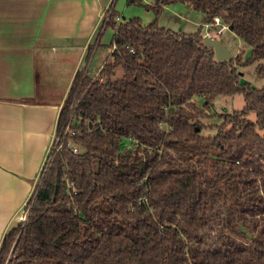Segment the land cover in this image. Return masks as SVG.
I'll return each mask as SVG.
<instances>
[{"label":"trees","instance_id":"trees-1","mask_svg":"<svg viewBox=\"0 0 264 264\" xmlns=\"http://www.w3.org/2000/svg\"><path fill=\"white\" fill-rule=\"evenodd\" d=\"M144 1L128 4L154 12L146 25L107 10L87 49L89 60L115 30L101 79L77 70L57 125L76 98L77 131L48 154L26 221L3 237L0 264H264V86L241 83L237 68L258 62L264 76V0ZM172 3L191 4L203 23L220 16L250 57L217 59L203 24L159 25ZM237 93L244 107L204 135L215 99Z\"/></svg>","mask_w":264,"mask_h":264},{"label":"crops","instance_id":"crops-1","mask_svg":"<svg viewBox=\"0 0 264 264\" xmlns=\"http://www.w3.org/2000/svg\"><path fill=\"white\" fill-rule=\"evenodd\" d=\"M111 7L120 19L137 12L128 0H0V245L38 184L75 74Z\"/></svg>","mask_w":264,"mask_h":264},{"label":"rangeland","instance_id":"rangeland-1","mask_svg":"<svg viewBox=\"0 0 264 264\" xmlns=\"http://www.w3.org/2000/svg\"><path fill=\"white\" fill-rule=\"evenodd\" d=\"M144 3H154V0H148L144 1ZM129 12L130 10H134L138 12L132 13H126V18L132 17H139L144 24V21L146 23L150 22L149 15L153 14V20H155V14L153 11L146 9L143 5H129L128 4ZM187 4L183 3H172L169 5H166L161 12V14L158 17V23L161 26H164L166 28H170L173 30H184L186 32H194L197 31L200 26H202V33H206L207 27L205 23H203L204 13L201 11L186 7ZM130 14V15H129ZM149 20V21H148ZM152 20V21H153ZM212 31L215 29H211ZM113 36V29L111 27H108L106 31L102 35L101 39V45L97 47V51L93 54V58L91 60V63L89 64V70L88 72L93 75L96 78H100L101 76L98 74H93L95 70L100 68V65L102 64L105 56L109 52V48L107 44H109L112 40ZM216 38L223 41V43L226 45V47L230 50L233 57L237 56L239 53L242 55V60H247L250 55L252 48L249 46L243 39H241L239 36H237L233 31L226 30L221 36H216ZM85 60L83 61L82 65L86 66L88 63L87 55L85 56ZM258 65V62H254L252 64H238V73L240 75V82L241 83H250L255 88H262L264 86V76L258 75L256 72V67ZM82 66V67H83ZM123 69L117 68L116 70V77L122 76ZM101 79V78H100ZM193 101L199 105L203 106L205 103V100L203 97L195 96L193 98ZM245 105V99L243 94L237 93L235 95L230 96H218L215 101L214 105L211 106V109L209 111L210 114H213L211 116H207L202 120L204 124V128L202 130V133L204 135H214L217 132L216 126L220 124L223 121V117L221 114L226 113H232L235 110L243 108ZM250 117L252 119L256 118V114L252 112L250 114Z\"/></svg>","mask_w":264,"mask_h":264},{"label":"built area","instance_id":"built-area-1","mask_svg":"<svg viewBox=\"0 0 264 264\" xmlns=\"http://www.w3.org/2000/svg\"><path fill=\"white\" fill-rule=\"evenodd\" d=\"M108 16L109 15L107 14V11H106L105 14H104L103 19L104 20L107 19ZM117 19L120 20V17L118 16ZM205 25L207 27V30H206V33H203L204 38H207V37L216 38V36H221L226 30H230L229 29V24L224 22L223 19L220 16H215L213 21L206 22ZM212 28L215 29V30L212 31L211 30ZM76 102L77 101H76V98H75L70 103L68 118L62 124L61 129L60 130L57 129L56 134L54 136V140H53L51 149L52 148H57V147H62L63 142H64L68 132L71 131V132L75 133V131H77L76 128H73L79 122L77 117L74 115L75 108H76ZM74 129H76V130H74ZM74 150L75 151H79V149L76 146L74 147ZM47 160H48V157L46 159V162H45L42 170L44 169V167H45V165L47 163ZM42 170H41V172H42ZM41 172H40V174H41ZM40 174H39V179H40ZM38 182H39V180H38ZM36 190H37V185H36L35 190L33 191V194H32L31 197L34 196ZM28 201H27V203H28ZM27 203H26V205H27ZM26 205H25L24 210L18 216L19 222L26 221V219L28 217V210H26Z\"/></svg>","mask_w":264,"mask_h":264},{"label":"water","instance_id":"water-1","mask_svg":"<svg viewBox=\"0 0 264 264\" xmlns=\"http://www.w3.org/2000/svg\"><path fill=\"white\" fill-rule=\"evenodd\" d=\"M189 6V4H187ZM229 29L233 31V26L230 25ZM205 44L212 47L215 51L216 57L219 60H228L233 57L230 50L226 47L222 40L218 38L207 37L205 38Z\"/></svg>","mask_w":264,"mask_h":264}]
</instances>
